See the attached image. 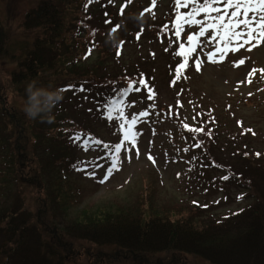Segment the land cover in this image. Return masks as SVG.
Segmentation results:
<instances>
[{"label":"trees","instance_id":"1","mask_svg":"<svg viewBox=\"0 0 264 264\" xmlns=\"http://www.w3.org/2000/svg\"><path fill=\"white\" fill-rule=\"evenodd\" d=\"M102 2L103 0H39L22 16V38H14L17 32H13L15 30L0 19V64L11 65L10 79L6 83L23 99L24 104L25 87L32 79L43 85L51 83L54 87L63 89V100L55 108L60 111L66 110L65 104L76 93L77 97L82 96L83 92L77 90L81 86L92 95L94 93L104 104L113 96L112 92L119 89L115 84L122 82L121 78L131 77L135 81L143 78L154 94L158 90L157 86L164 82L169 89L175 90L174 97L189 88L184 75L187 68L183 70L179 80L175 79V69L183 60L174 54L178 50L176 43L171 52L173 55L167 56L169 60L157 67L148 63H136L137 65L122 66L119 70L106 73V56L113 55L117 48L113 38L108 40L105 37L101 43L99 41L95 44V48L100 45L99 48L105 55H99L94 67L83 66L81 61L92 50L91 37L97 38L99 34L107 33L110 26L116 23L111 18L97 17L96 9L100 7L97 4ZM107 13V9L102 10V14ZM172 20L173 17L170 21L164 18L150 25L149 34L159 38L160 41H156L162 43L167 36H173L171 30L161 31ZM173 37L175 41L177 38ZM182 39L186 40V35ZM155 58L152 55L143 59ZM77 61L81 63L76 64ZM190 63L193 61L190 60L189 65ZM59 74L66 77L62 76L63 81L54 85ZM134 80L130 79L127 83ZM70 85L72 87H68ZM139 87L141 93L133 94H142L146 100H150L148 89ZM161 108L169 111L172 116L176 115L165 104ZM22 110L16 112V116H9L4 108L3 96L0 95V140L3 142L0 148L3 149L7 167L11 169H16L17 162L28 157L22 150V144L31 147L30 143L34 139L37 144L39 135L57 140L66 139L65 143L58 142L54 151L48 145L45 146L50 151V159L45 163L59 166L47 170L58 169L63 172L71 171L79 162L74 161L70 154L71 147L65 145H69L71 141L69 128L73 127L83 135L101 139L91 130L77 124L65 112L58 114L55 111V118L50 125V122L40 119H27ZM178 122L182 134L190 136L187 145L191 148V156L197 153L206 160L205 163L194 162L197 170L195 180L200 186L205 185L203 193L213 192L212 189H217L220 182H237L240 177L238 185L248 192H254L250 195L253 198L251 203L237 211L216 212L209 203L193 198L186 201L184 196L165 203L157 202L152 199L155 186L150 181L145 183L146 186H143L132 202L118 201L111 208L80 206L76 214L65 219L59 216L64 209L77 204L76 189L65 190L60 187L61 177H55L56 183L54 179L53 182L56 187L50 195L46 192L40 194L42 197L36 196L34 209L23 203L11 205L6 201L9 198L8 192L13 191L12 187V191L6 187L10 180L34 186L35 179L31 174L25 177L4 171L0 164V194L3 197L0 205V232L3 235L0 242V264H69V252L75 249L84 254L87 259L85 264H189L181 254L189 257L190 261L204 264H264V184L256 188L255 184L251 186L247 183L249 179L242 178L243 172L261 169V164L255 160L258 150H252L249 143H236V138L226 139L225 145L219 146L231 153L230 158L237 160L240 172L237 173L231 164L221 163L219 152L211 148L220 142L218 116H212V120L209 117L203 125L196 127L203 129L202 132L193 131L194 128L181 119ZM204 125L211 126L207 134L204 133ZM6 128L7 131H13V136L6 135ZM249 135L256 134L245 137L242 135L241 138L247 139ZM121 138L122 134L117 137V141H110L108 144L119 143ZM204 140L211 149L202 153L195 145ZM28 160L37 164L38 173L41 174L39 162L34 155ZM210 168L223 170L224 174L219 177L211 175ZM225 176L228 177L227 180L222 179ZM260 183H264V175ZM41 185L42 182H39L34 188ZM186 193L191 195V192ZM53 203L57 205L56 213ZM88 245H94L96 249H90ZM104 246L112 248L104 250Z\"/></svg>","mask_w":264,"mask_h":264},{"label":"rangeland","instance_id":"2","mask_svg":"<svg viewBox=\"0 0 264 264\" xmlns=\"http://www.w3.org/2000/svg\"><path fill=\"white\" fill-rule=\"evenodd\" d=\"M37 1L39 0H0V19L9 24L15 30L13 32H17L14 38L23 37L20 27L22 16L33 8ZM97 5H100L96 9L98 18H111L116 23L110 26L111 28L107 33H101L97 38L91 37L92 50L85 59L84 57L81 58L84 59L81 61L83 66L94 67L99 55H105L103 50L99 48L100 45L95 48V44L99 41L101 43L105 37L108 40L113 38L117 48V52L113 55L106 56V73L119 70L122 66L137 65L136 63H148L152 67L154 65L157 67L166 63L169 60V55H173L171 52L174 43H170V41H174L175 38L170 35L162 43H159L160 39L150 35L148 30L150 25L162 21L164 18H167L168 21L172 17L174 19V0H157L156 6L152 9L153 14L145 13L144 16H141V12L152 7V0H131V2L112 0L111 3L109 0H103L102 4L98 3ZM125 5V11L121 15L120 8ZM104 9H107L109 13L102 14ZM181 11H186V9H181ZM135 17L141 19L137 20ZM116 25H120V27L112 32L111 29ZM142 27L143 31L141 32ZM186 30L194 32L196 28ZM137 33H140L139 39H137ZM253 43L255 42L253 41ZM249 48L250 46H245L238 52H230L226 60L219 64L207 62L204 53L211 51L210 48H205L203 52L198 49L197 54L204 60L201 71L196 70L194 62L190 63L189 68L186 69V74H184L189 83V88L176 97H174L175 90L169 89L164 82L157 86L158 90H156L152 101L146 100L142 94L130 93L125 98L126 103L133 104L134 102V104L131 107H126L127 115L131 117L132 114H138L142 110H146L149 115L142 118V121L138 123L139 125L135 126L136 132L139 133L136 147L131 148L130 152H122L119 169L114 171L103 184L100 183V180L105 175L106 169L110 167V160L102 142L108 144L110 141H117V137L121 135L119 122L106 117L103 103L94 96V93L92 95L86 90L82 96L78 97L76 93L72 100L69 99L65 104V111L54 109V112L56 111L58 114L65 112V114L73 117L77 124L100 137L101 139L94 138L100 141V144L84 150L81 143L73 139L74 135L79 132L71 127L68 129L71 141L69 145L67 143L65 145L71 147L70 154L75 158L74 161H92L95 165L102 167L95 168V177L78 170V168L83 167L79 163L71 171L47 170V168H58L59 166L45 163L46 160L50 159L48 157L50 151L45 146L48 145L54 151L57 149L58 142L65 143L66 139L57 140L54 137L48 138L39 135L37 144H35V139L31 141V147L23 143L22 150L28 154V157L23 158L26 160H19L16 169L7 167L3 157V149L0 148V164L4 171L25 177L31 174L35 179L34 186L42 182L40 187L34 188L30 184H21L16 180H10L9 186L6 185V187L10 188L11 191L13 188V191L8 192L7 203L11 205L23 203L34 209V198L36 196L42 197L40 194L46 192L50 195V192L56 187L53 182L55 177H61L60 187H64L65 190L74 188L78 191L75 198L77 204L64 209V212L59 216V218L65 219L76 214L80 206L111 208L118 201L132 202V199H135L140 193L139 191L146 186L145 183L148 184L150 181L155 186L152 199L157 202L165 203L170 199L177 200L184 196L186 201L193 198L199 202H207L216 209V212L237 211L251 203L253 198L250 195L254 192H248L238 185L240 177L237 178V182L234 180H230L226 184L220 182L217 189H212L213 192L203 193L205 185L200 186L195 180L197 170L194 162L205 163L206 160L197 153L191 156V148L187 145L190 136L182 134L178 122L181 119L196 129V127L203 125L209 117L212 120V116H218L220 123L217 128L220 131V142L216 147L211 148L219 152L220 162L231 164L238 173L237 160L230 158L231 153L219 148V146L225 145L226 139L234 138H236V143H249L252 150H258L255 153L258 158L255 157V160L261 164V169L243 172L242 178L249 179L247 183L251 186L255 184L254 187L256 188L264 184L260 183L262 175H264V72L260 71L264 69V43L251 48V50ZM118 51L119 55L117 54ZM152 55L156 56L155 60L143 59L152 57ZM241 59H244L245 63L237 66V62ZM81 62L77 61L76 64ZM11 68L10 64H0V95L3 96L6 113L13 117L14 114L15 116L18 115L16 112L23 109L24 102L12 91L10 84L6 83L10 79L9 71ZM253 69L257 71L249 77L248 73ZM62 76L64 75L59 74L57 76L54 85L63 81ZM130 79L134 80L131 77L121 78L122 82H117L115 85H118L119 89L124 88ZM249 79H251V83L247 82ZM136 86L139 87L138 84ZM117 91L112 92V94H116ZM163 104L175 111L176 113L172 111L171 113L176 115L172 116L169 111L162 110ZM71 106L73 110H71ZM210 128L211 126L204 125V133L207 134ZM249 129L251 131H248ZM248 134L256 135H249L247 139L241 138L242 135L245 137ZM6 135L13 136V131H7L6 128ZM51 135L53 136L54 133ZM2 143L0 140V146ZM200 145L199 152L202 153L210 148L206 146V140ZM137 150L139 154H137ZM33 155L39 162L41 174L38 173L37 164L28 160ZM149 156L153 159H149ZM91 171L93 168L89 167L88 172ZM209 172L216 177L224 174L223 170L216 168H210ZM64 173H66L65 176ZM186 192H191V195ZM2 200L3 197L0 194V205ZM53 205L56 213L57 205L55 203ZM54 219H56V215ZM2 240L3 235L0 232V242ZM88 246L90 249H96L94 245ZM111 248L109 246L103 247L104 250ZM181 255L189 264H204L203 262L190 261L189 257L184 254ZM86 260L81 250L78 252L75 249L69 252V264H85Z\"/></svg>","mask_w":264,"mask_h":264},{"label":"snow or ice","instance_id":"3","mask_svg":"<svg viewBox=\"0 0 264 264\" xmlns=\"http://www.w3.org/2000/svg\"><path fill=\"white\" fill-rule=\"evenodd\" d=\"M109 2L111 3L112 0H109ZM128 2H131V0H128ZM156 3L157 0H152V7L141 12V16H144L145 13L153 14L152 9L156 6ZM125 7L126 5L120 8L121 15H123ZM181 9H186V11H181ZM173 11L175 12L174 19L170 25L165 24L161 31L171 30V34L177 38L175 41H170V43L178 44V50L174 54L183 58L175 69L176 80H179L183 70L189 67L190 60L194 62L196 70L201 71L204 60L197 54L198 49L203 52L205 48H210L211 51L204 53L207 62L219 64L226 60L230 52H238L245 46H250L249 50H251V48L264 43V0H174ZM106 23H110V21H106ZM119 27L120 25H116L111 31L115 32ZM193 27L196 28V31H186V29ZM183 35H186V40L182 39ZM139 38L140 33H137V39ZM117 54H120L119 51ZM244 63L245 60L241 59L237 62V66ZM256 71V69H253L248 73V76H253ZM260 71L264 72V69ZM247 82L251 83L252 81L249 79ZM137 84L147 88L148 99H153V90L148 88L145 79L141 78L138 81L129 82L125 88L118 89L117 93L103 104L106 117L119 122L122 138L119 143L114 145L103 144L104 149L107 150L110 167L106 169L105 175L100 180L101 184L106 182L114 171L119 169L122 152H130L131 148L136 147L139 133L134 131V128L142 121V118L149 115L146 110H142L138 114H132L130 118L126 115V107L133 106L134 102L133 104H127L125 98L130 93L141 91V87L136 86ZM77 90L86 91L83 86ZM185 128H188V125H185ZM192 130L195 132L203 131L201 128ZM73 139L80 142L84 150L100 144V141L90 136H84L82 133H76ZM195 146L200 147L201 145L197 143ZM137 154H139L138 150ZM149 159H153V157L149 156ZM78 163L83 166L78 170L84 171L85 174L93 177L96 175L95 168L102 167L101 165H95L92 161H79ZM89 167H92L93 171L88 172ZM222 179L227 180L228 177L225 176Z\"/></svg>","mask_w":264,"mask_h":264},{"label":"clouds","instance_id":"4","mask_svg":"<svg viewBox=\"0 0 264 264\" xmlns=\"http://www.w3.org/2000/svg\"><path fill=\"white\" fill-rule=\"evenodd\" d=\"M139 20L140 17H135ZM26 101L23 112L27 119L51 122L54 120V109L63 100V89L54 87L51 83L41 84L38 80H30L26 87Z\"/></svg>","mask_w":264,"mask_h":264}]
</instances>
